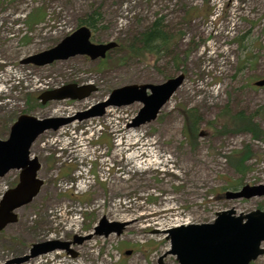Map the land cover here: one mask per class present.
Listing matches in <instances>:
<instances>
[{
  "label": "rangeland",
  "instance_id": "1",
  "mask_svg": "<svg viewBox=\"0 0 264 264\" xmlns=\"http://www.w3.org/2000/svg\"><path fill=\"white\" fill-rule=\"evenodd\" d=\"M92 12L101 17L92 32L95 44L126 45L161 20L172 46L150 64L123 59V50L113 51L103 63L77 56L41 68L20 64L54 47ZM36 13L42 20L29 26L28 17ZM181 73L182 86L149 124L129 128L142 108L134 103L107 109L103 117L74 122L58 135L45 133L35 141L30 152L41 164L38 177L44 186L32 204L18 210V222L0 233V264L26 255L33 244L71 242L74 236L87 235L101 217L131 225L120 238L93 237L71 245L75 257L55 252L24 264H157L169 242L153 234L155 230L206 224L229 209L246 214L264 207V198L225 199L227 191L264 185V139L254 140L250 134L217 136L209 126L224 111L229 116L250 115L264 108V88L254 86L264 79V0H0V140L7 139L20 115L71 117L115 89L160 85ZM69 84L97 90L83 101L41 105L40 94ZM191 109L202 119L195 149L183 137V113ZM253 122L264 133V116L257 115ZM97 137L111 164L107 181L78 196L60 193L55 177L70 178L72 165L56 173L58 149L82 165L95 158L94 172L99 174L102 155L90 148ZM246 147L250 159L244 172L236 173L229 157ZM18 174L11 171L1 178L0 192L13 187ZM85 203L93 210L82 213L80 222L78 208ZM59 207L63 211L56 215ZM165 263L176 260L168 256ZM252 264H264V255Z\"/></svg>",
  "mask_w": 264,
  "mask_h": 264
},
{
  "label": "water",
  "instance_id": "2",
  "mask_svg": "<svg viewBox=\"0 0 264 264\" xmlns=\"http://www.w3.org/2000/svg\"><path fill=\"white\" fill-rule=\"evenodd\" d=\"M90 30L79 27L69 36L63 38L55 47L27 57L22 65L44 67L57 61H65L75 56H86L95 61L105 58L116 43L94 44L90 41ZM184 81L179 75L168 79L160 85H129L113 90L108 99L91 109L75 114L70 118L37 119L21 115L12 124L7 140H0V178L10 171H19L17 185L8 190L0 200V231L17 222L15 211L32 202L38 195L43 181L38 179L40 164L37 158L30 159V148L36 139L45 132L57 131L74 121H83L104 115L110 107H125L140 103L135 119L130 128L154 121L160 109L169 101ZM264 87V80L255 83ZM93 86L67 85L60 89L40 95L42 105L51 101L84 100L95 92ZM227 200L252 199L264 197V185L244 186L240 191L227 192ZM126 223L108 222L102 218L94 228V234L84 238H75L74 243L81 244L93 236L108 237L121 235ZM154 234H159L158 231ZM170 242V251L158 259L164 264L168 255L176 257L178 264H250L264 254L260 248L264 242V212L256 210L248 214L236 215L234 210L217 214L212 224L181 226L162 232ZM69 243L58 241L33 245L29 255L10 261L8 264H22L39 255L55 250L68 249Z\"/></svg>",
  "mask_w": 264,
  "mask_h": 264
},
{
  "label": "trees",
  "instance_id": "3",
  "mask_svg": "<svg viewBox=\"0 0 264 264\" xmlns=\"http://www.w3.org/2000/svg\"><path fill=\"white\" fill-rule=\"evenodd\" d=\"M42 18L43 15L36 13L30 15L26 23L30 26L35 22L42 20ZM100 21V14L92 12L84 19L79 20L78 25H85L94 31ZM126 45H120L114 51L118 52L123 50L126 54V56H123V59L134 58L141 62H145L146 64H150L152 60H155L154 62L157 63L161 56L170 50L172 41L165 32L161 20H155L151 25L134 36ZM107 60H109V56L107 57ZM178 64H180V62ZM257 115L263 117L264 108L259 109L250 115L239 113L234 116H229L224 111L218 116L216 121L209 123V126L214 135L217 136L226 134H250L254 140L264 139L263 131H261L258 124L253 122ZM183 118L184 140L191 149H195L200 137V125L202 119L198 111L194 109L185 111L183 113ZM217 127L219 129H217ZM249 159L250 150L246 147L242 151L235 152L233 157H229V165L236 173H243L246 168V162L249 161Z\"/></svg>",
  "mask_w": 264,
  "mask_h": 264
},
{
  "label": "built area",
  "instance_id": "4",
  "mask_svg": "<svg viewBox=\"0 0 264 264\" xmlns=\"http://www.w3.org/2000/svg\"><path fill=\"white\" fill-rule=\"evenodd\" d=\"M87 179H90V177H86Z\"/></svg>",
  "mask_w": 264,
  "mask_h": 264
}]
</instances>
